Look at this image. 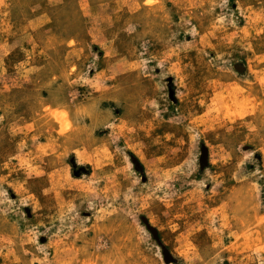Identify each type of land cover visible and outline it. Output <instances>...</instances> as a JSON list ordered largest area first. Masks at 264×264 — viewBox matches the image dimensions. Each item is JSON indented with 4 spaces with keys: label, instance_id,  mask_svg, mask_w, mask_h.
<instances>
[{
    "label": "rangeland",
    "instance_id": "rangeland-1",
    "mask_svg": "<svg viewBox=\"0 0 264 264\" xmlns=\"http://www.w3.org/2000/svg\"><path fill=\"white\" fill-rule=\"evenodd\" d=\"M0 264H264V0H0Z\"/></svg>",
    "mask_w": 264,
    "mask_h": 264
},
{
    "label": "water",
    "instance_id": "water-1",
    "mask_svg": "<svg viewBox=\"0 0 264 264\" xmlns=\"http://www.w3.org/2000/svg\"><path fill=\"white\" fill-rule=\"evenodd\" d=\"M151 229V228H150ZM153 233H155L153 230H151Z\"/></svg>",
    "mask_w": 264,
    "mask_h": 264
}]
</instances>
